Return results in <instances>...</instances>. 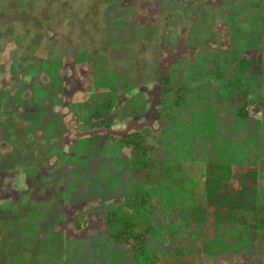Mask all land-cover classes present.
I'll return each mask as SVG.
<instances>
[{
	"label": "rangeland",
	"instance_id": "rangeland-1",
	"mask_svg": "<svg viewBox=\"0 0 264 264\" xmlns=\"http://www.w3.org/2000/svg\"><path fill=\"white\" fill-rule=\"evenodd\" d=\"M0 215V264H264V0H0Z\"/></svg>",
	"mask_w": 264,
	"mask_h": 264
},
{
	"label": "crops",
	"instance_id": "crops-1",
	"mask_svg": "<svg viewBox=\"0 0 264 264\" xmlns=\"http://www.w3.org/2000/svg\"><path fill=\"white\" fill-rule=\"evenodd\" d=\"M26 96L29 98L34 97L33 99H35L36 103L40 102V100H45L46 102L48 101L47 103H49V104L52 103V100H47V98H44L45 96H42L43 99L42 98L41 99L36 98L34 96L33 92H31L29 89L26 90ZM73 96H75V95H73ZM68 98L67 99L64 98L63 106H67L68 104H70L69 100H72V99H68ZM73 98L75 99V97H73ZM31 101L32 100H28V104ZM10 102H11V100H7L6 103L11 104ZM78 103H80L78 105H79V108L81 109V105L84 102H78ZM75 104H76V102H74V105ZM56 105H57L56 106L57 108L61 107V105H62L61 100H58ZM68 113H69V110L67 108V110L65 109L64 114H68ZM30 114L31 115H27L26 122L24 125L26 127L27 132L31 134V136H29V138H32L31 143L33 145V149H31L32 151L29 150V152L31 151L32 154H31L30 159L28 157L27 160L23 159V158L27 157L23 153L19 154V157L12 159L10 164H11V167H13V168H17V167H21V168L43 167L45 164V161H47L46 158H48V156H47L48 153L51 152L49 157L53 156V153L59 154V150L61 148L60 143H61V139H62V137H60L59 135H61L62 132L67 130V129H64V126L61 123H59L60 119H59L58 115L52 114L50 112V110H48L47 108L43 109V111L41 113H39L37 111L34 113H30ZM76 117H77V115H74L72 118L76 119ZM68 119H69V117H68ZM60 128H62L63 131H60ZM64 152H66V151H64ZM23 160H25V162Z\"/></svg>",
	"mask_w": 264,
	"mask_h": 264
}]
</instances>
